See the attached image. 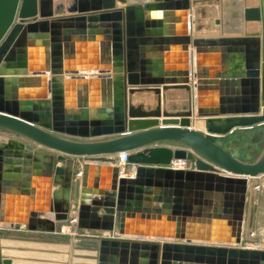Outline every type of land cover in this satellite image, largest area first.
<instances>
[{"label":"water","instance_id":"1","mask_svg":"<svg viewBox=\"0 0 264 264\" xmlns=\"http://www.w3.org/2000/svg\"><path fill=\"white\" fill-rule=\"evenodd\" d=\"M223 2L0 0V222L51 232L76 217L112 234L96 264H264V249L240 246L264 175V0L240 1L234 33L220 17L209 23ZM85 70L107 73L65 76ZM229 137L257 144L252 158L217 141ZM122 151L132 177L114 163ZM32 159H44L43 199L59 185L54 221L3 173ZM172 159L193 167L171 169Z\"/></svg>","mask_w":264,"mask_h":264},{"label":"crops","instance_id":"2","mask_svg":"<svg viewBox=\"0 0 264 264\" xmlns=\"http://www.w3.org/2000/svg\"><path fill=\"white\" fill-rule=\"evenodd\" d=\"M147 1V0H146ZM225 1V0H224ZM143 2V1H138ZM226 3V2H225ZM242 3V2H241ZM242 6V4H241ZM219 9L216 12L217 17L223 16V27L220 26V30L223 29L225 32H238L242 27V23L240 22V11L239 6L234 5L232 0H227V4L223 5V11L220 5H216ZM193 10V7H192ZM235 15V16H234ZM222 20V19H221ZM190 46V45H189ZM191 47V46H190ZM194 49V48H193ZM144 101L152 105V99L144 96ZM262 106L260 107V109ZM261 111L259 112V115ZM159 121L162 118H158ZM160 125V123H159ZM20 141V140H18ZM219 143L221 140H217ZM17 147H11L9 150H17ZM38 150L45 151L46 154L54 157L57 152L46 150L38 147ZM41 155V153H39ZM44 154V153H43ZM42 154V155H43ZM44 156V155H43ZM15 156H12L11 159H14ZM62 161H57L55 166H63ZM44 159L41 160V165L38 167V162L33 159L30 160L28 164L23 162H13L10 165L9 170L3 171L5 177L10 182H17L18 186H23L25 183L29 190L26 198L27 200L35 205H40L46 207V211L39 212V218H46L54 221L53 215L54 212L48 211L49 203H50V192L52 190L58 189V184H51L49 192L47 194V198L43 199V191L44 185L42 182V178L39 175H35L37 171L43 169ZM193 165L191 163L192 168ZM133 168L132 165H128L127 170L131 171ZM75 170V169H74ZM120 174L125 176L124 172L120 171ZM256 177L253 180L258 182ZM12 187V185H11ZM35 196V198L32 197ZM21 204L19 207H23V201L21 200ZM72 204V201H71ZM14 210L17 208V204L13 205ZM11 205V211L13 209ZM8 204H6V208ZM72 208L75 206L72 204ZM8 209V208H7ZM7 211V210H6ZM70 226V227H68ZM245 227V221H244ZM243 227V229H244ZM95 231L92 230H82L70 224V221H54V231H38V230H29L27 225L24 223L19 224L17 228L10 226L8 223L0 222V257L1 258H9L11 260V264H67V244H65L64 240L66 236H68L70 243L77 242L79 237L87 235L89 233H93ZM110 233L103 232L102 235ZM105 236V235H104Z\"/></svg>","mask_w":264,"mask_h":264},{"label":"rangeland","instance_id":"3","mask_svg":"<svg viewBox=\"0 0 264 264\" xmlns=\"http://www.w3.org/2000/svg\"><path fill=\"white\" fill-rule=\"evenodd\" d=\"M221 144H223L225 148L233 155L248 160L252 158V150L258 146L257 144H251L248 141H233L232 137L223 139ZM257 180L258 182L255 183V193L253 195L252 203L251 233L249 237H247L245 233L243 236L244 239L240 246L249 245L254 249H264V175L259 176ZM256 185L259 187L256 188ZM250 200L251 196L250 192L248 191L245 208L244 232L246 231V220L248 217L249 208L251 206ZM110 234L106 233L104 235L105 237H110L112 235ZM104 235L98 232H93L79 237L77 242L71 243L68 236H66L64 242L67 244V264H96L99 239Z\"/></svg>","mask_w":264,"mask_h":264},{"label":"bare ground","instance_id":"4","mask_svg":"<svg viewBox=\"0 0 264 264\" xmlns=\"http://www.w3.org/2000/svg\"><path fill=\"white\" fill-rule=\"evenodd\" d=\"M139 0H128V3L129 4H135V3H139L138 2ZM140 1H146V0H140ZM148 1V0H147ZM233 1V4L234 5H237V6H239V11L241 10V2L240 1H242V0H232ZM226 2V3H225ZM243 3V2H242ZM247 3L248 4H250V3H253V0H247ZM225 4H227V0H225L224 2H223V4H222V11H223V5H225ZM218 8L216 7V6H213V7H209V16H208V18H209V23L211 24V26H212V28L213 29H216L217 28V26H215V25H213V23H212V20H213V18L215 17V16H217V14H216V12H218ZM235 16V15H234ZM239 18H240V16H239ZM221 19H222V22H223V16L221 17ZM241 20V19H240ZM223 25H224V23H223ZM242 25V27H241V29H243L244 28V24L242 23L241 24ZM246 28L248 29V30H252V29H254L255 28V24H254V22H248L246 25ZM101 73H107V72H103V71H98V70H85V71H74V72H68V73H66L65 74V76H67V77H69V78H75V77H77V76H79V77H83V76H85V77H91L92 75H98V74H101ZM144 96H146L145 94H135L134 96H133V100L136 102V101H139V100H141V99H143V97ZM147 97V96H146ZM173 97H171V101L173 100L172 99ZM197 128V129H203V125H194V128ZM112 157H115V156H112ZM264 188V187H263ZM263 196V195H262ZM262 198V197H261ZM264 198V197H263ZM251 247V246H250Z\"/></svg>","mask_w":264,"mask_h":264},{"label":"built area","instance_id":"5","mask_svg":"<svg viewBox=\"0 0 264 264\" xmlns=\"http://www.w3.org/2000/svg\"><path fill=\"white\" fill-rule=\"evenodd\" d=\"M114 156H115L114 157V163L120 167V171L127 174V175H125L126 177H132L134 175V167L132 168L131 171L127 170V167L129 165L127 162L128 152L122 151V152L115 154ZM167 167H169L171 169L186 170V169H189L191 167V162L187 159H172L170 161L169 165H167ZM258 187L259 186L256 185V188H258ZM72 223H76V217L71 218L70 224H72ZM72 226H74V225H72ZM68 227H70V226H68ZM243 247L252 248L249 245H245Z\"/></svg>","mask_w":264,"mask_h":264}]
</instances>
